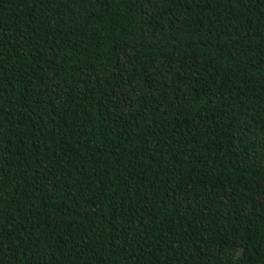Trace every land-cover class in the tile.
Segmentation results:
<instances>
[{"label": "trees", "instance_id": "trees-1", "mask_svg": "<svg viewBox=\"0 0 264 264\" xmlns=\"http://www.w3.org/2000/svg\"><path fill=\"white\" fill-rule=\"evenodd\" d=\"M0 264H264V0H0Z\"/></svg>", "mask_w": 264, "mask_h": 264}]
</instances>
